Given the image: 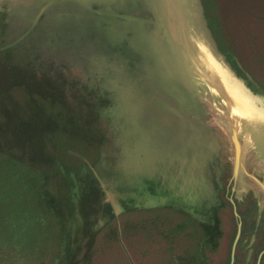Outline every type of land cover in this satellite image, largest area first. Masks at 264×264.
Returning a JSON list of instances; mask_svg holds the SVG:
<instances>
[{"label":"rangeland","instance_id":"rangeland-1","mask_svg":"<svg viewBox=\"0 0 264 264\" xmlns=\"http://www.w3.org/2000/svg\"><path fill=\"white\" fill-rule=\"evenodd\" d=\"M178 1L185 69L155 2L0 0V264H222L230 200L263 248L264 0Z\"/></svg>","mask_w":264,"mask_h":264},{"label":"water","instance_id":"water-1","mask_svg":"<svg viewBox=\"0 0 264 264\" xmlns=\"http://www.w3.org/2000/svg\"><path fill=\"white\" fill-rule=\"evenodd\" d=\"M153 2H155V5L157 7L159 18L162 20V23H163L166 31L169 32V34L171 36V43H172L171 52L173 50L172 55L174 58H177L180 60V65L185 69L182 51H184L186 53V55H188V57H189L190 56L189 47H191V49H193L196 52H197V49H196V46L192 43V41H191L190 45L188 44L187 38H188L189 42H190V39L188 36L184 35V23L186 20H185V16L180 11V7L177 5V4H180L181 2L178 0H154V1L153 0H145L144 3H145V5L151 6V4L154 5ZM175 23H177V26L179 27L178 32L176 31ZM189 36H190V34H189ZM188 45H189V47H188ZM189 59L191 61H194L190 57H189ZM169 64H170V62H169ZM163 73L164 72H162L161 74H163ZM167 73H168L167 76L170 75L172 77V71L170 69ZM165 79H166V77H165ZM165 79H164V82L166 83L167 80H165ZM165 83H163V82L160 83V86L162 84L164 85ZM166 85L167 84H165L164 86L166 88H168V86H166ZM169 89H170V86H169ZM178 103H181V101L179 100ZM178 103H176V104H178ZM178 106H179V104H178ZM179 108L181 110L179 112L170 111V112H162L160 114H164V113L168 114V115L170 114V115H172L171 117L173 119H175L174 118L175 116L178 117V119H184L185 114L182 113V109L180 106H179ZM171 117H166V118H171ZM161 125H163V124L161 123ZM195 138H196V136H195ZM230 138H231V141H232L233 146H234V163H233V176H232V178H233V181L235 183V181L238 177L240 166H241V153H242V151H241V144L238 140V133H237L236 129L233 127L230 128ZM187 146L190 150L194 149V148L199 150V148H197L196 142L193 140H190L189 144ZM190 154H193V152L190 151ZM252 179H254V181H256L259 184V186L261 187V189L264 191V184L260 183L255 177H252ZM173 200H174V202H178L176 198H174ZM239 234H240V229L238 228V232H237L234 244H233L232 255H233L234 247H235V244L238 240Z\"/></svg>","mask_w":264,"mask_h":264},{"label":"flooded vegetation","instance_id":"flooded-vegetation-1","mask_svg":"<svg viewBox=\"0 0 264 264\" xmlns=\"http://www.w3.org/2000/svg\"><path fill=\"white\" fill-rule=\"evenodd\" d=\"M263 193H264V191H263ZM230 201H231V204L233 206V216L236 219V228H235V233H234L233 239L231 241V246H230V251H229L228 257L226 258V260H224V262L222 264H264V246L258 252L256 251V246H254L255 252H254L253 256L248 257V256L243 255V257H241V258L239 257L241 250H243V248L242 249L240 248L242 246L243 241H244L243 237H244V235L246 233V229H247V227H249V225L244 223V220L247 219L246 215L241 212L240 208H236L234 206V203L232 200H230ZM256 210H258V209H256ZM200 227H201L200 230L202 232V236H201V239L199 240L197 251H195L194 253L191 252L190 255L187 257L188 264H193L195 261L198 262L203 257L202 256L203 250H206V249L212 250L211 248H214L217 245L218 239L209 240V238H208V236H210L212 234V233H210V230L208 231L209 227L205 226V225L204 226L200 225ZM216 227L218 230L219 225H217ZM238 228L240 229V234H239L238 240L235 244L234 252L232 255L233 244H234L237 232H238ZM219 236H220V234H219ZM263 241H264V233L259 234V238L255 239L252 242H255L258 244V243H261ZM250 244H251V241H249V245ZM247 252L245 251L244 254H247Z\"/></svg>","mask_w":264,"mask_h":264},{"label":"bare ground","instance_id":"bare-ground-1","mask_svg":"<svg viewBox=\"0 0 264 264\" xmlns=\"http://www.w3.org/2000/svg\"><path fill=\"white\" fill-rule=\"evenodd\" d=\"M191 7H192V6H191ZM192 8H193V7H192ZM200 9H201V8H200ZM196 13H197V12H196ZM195 19H197V18H195ZM200 26H201V25H200ZM198 31H199V30H198ZM205 41H206V40H205ZM211 50H212V49H211ZM196 54H197V57H200L201 59L204 58L203 55L200 54V52L197 51ZM220 58H221V57H220ZM191 59H192V57H191ZM209 59H210V58H209ZM212 64H213V63H212ZM225 66H226V65H225ZM226 67H227V66H226ZM239 86H240V84H239ZM241 87H242V86H241ZM242 88H244V87H242ZM245 92H247V91H245ZM246 94H247V93H246ZM250 97H251V96H250ZM254 99H255V98H254ZM255 101H257V100H255ZM255 101H254V102H255ZM254 102H253V103H254ZM258 103H259V102H258ZM255 106H256V105H255ZM238 109H239V106H238ZM239 112L242 113V114H244V115L246 114V113H244V111H240V110H239ZM240 115H241V114H240ZM245 116H247V115H245ZM244 119H246V118H244ZM191 177H193V176H191ZM196 180H197V179H196ZM188 182H189V181H188ZM107 202H108V201H107Z\"/></svg>","mask_w":264,"mask_h":264}]
</instances>
